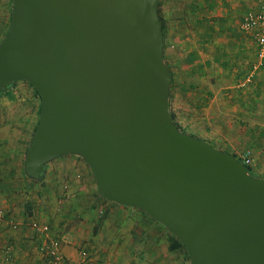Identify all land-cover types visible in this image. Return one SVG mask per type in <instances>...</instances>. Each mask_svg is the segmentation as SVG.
<instances>
[{"label": "water", "instance_id": "water-1", "mask_svg": "<svg viewBox=\"0 0 264 264\" xmlns=\"http://www.w3.org/2000/svg\"><path fill=\"white\" fill-rule=\"evenodd\" d=\"M157 4L12 0L0 94L26 79L41 98L24 170L79 154L105 197L159 219L190 264H264V177L173 120Z\"/></svg>", "mask_w": 264, "mask_h": 264}, {"label": "crops", "instance_id": "crops-1", "mask_svg": "<svg viewBox=\"0 0 264 264\" xmlns=\"http://www.w3.org/2000/svg\"><path fill=\"white\" fill-rule=\"evenodd\" d=\"M260 1L165 0V10L173 22L184 25L185 39L204 41L197 53L191 49L187 53L190 60L196 54L202 73L195 103L202 130L207 133L206 127L213 126V140L203 139L236 156L246 150L258 152L264 167V57L252 31L241 28L246 11ZM210 77L217 86L212 98L207 91ZM26 100L23 96H0V104H25ZM173 101L169 95V105ZM22 111L10 113L14 111L6 108L0 120L7 115L9 120L18 119ZM36 113L35 106V117ZM64 154L49 159L43 173L60 169V183L67 188L59 191L65 190L67 200L61 212L58 176L44 177L45 195L40 201L30 190L43 182V177L22 172L12 177L0 166V264L41 261L38 245L43 238L30 225L31 218L50 224V237L58 242L69 264H182L179 259H183L176 258L179 247H172L173 233L159 219L139 206L105 197L97 191L89 163L79 154ZM8 219L15 220L18 227H8Z\"/></svg>", "mask_w": 264, "mask_h": 264}, {"label": "rangeland", "instance_id": "rangeland-1", "mask_svg": "<svg viewBox=\"0 0 264 264\" xmlns=\"http://www.w3.org/2000/svg\"><path fill=\"white\" fill-rule=\"evenodd\" d=\"M159 3V13L164 24L163 58L168 68L172 72V78L169 86V95L172 101L173 96L175 95V101H173L175 103L174 106L173 102H171L169 105L168 95V107L170 106L169 110L172 112L173 120L178 124L181 130L195 134V136L202 139L207 137L210 140H213V126L212 124L209 125L206 127L207 133L203 132V126L201 125L202 122L199 120V109L195 104L199 97L198 84L203 81L200 78L202 73L200 72L199 66L196 63L197 56L195 54L190 60V55L187 54L191 50H193L192 52L197 53V49H200L198 46L199 43L203 44L204 41H199L197 37L185 39L184 35L186 28H184V25L180 22H173L172 17H170L168 12L165 10V0H160ZM11 12L12 0H0V40L10 25ZM225 77H227V74ZM208 80L210 81L207 84L209 86L207 91L210 98H212L214 92L217 90V86L215 87V85H213V77L208 78ZM1 95H8L9 97L23 96L25 99H27V103L25 104H0V113L4 112L2 113L3 115L6 114V108L14 111L10 113H18L21 112V108L23 109L22 114L18 119L11 117V120H9L10 117L7 115L3 116L2 121L0 120V166L2 165L3 167L2 171L10 172L12 177H14V173L15 176H19V172H22V175L26 176L27 173L24 170V156L33 131L38 122L41 98L40 95L35 91L32 83L26 79H17L15 83L11 86L9 85L4 90V93L0 94V96ZM35 106L37 108L36 117L33 115ZM26 108H30V111L25 112L24 110H26ZM25 113L30 114L26 115ZM248 151V153L247 150L244 152H239L236 157H241L244 159V155H250V157H252V161L249 163L250 173L256 176L264 177V167L260 165L258 157V155L260 156L261 154L252 150ZM51 161H54V159H51L50 162ZM47 175L58 176V212H61L64 208V204L67 202L64 192L67 190V188L65 189V185H61L60 183L62 176L60 175L59 168H55L53 173L48 171L43 174L41 176L43 177V182L32 185L31 190H29L33 194L32 197H36L40 201L41 199L43 200L45 195L44 177ZM60 189L65 190L60 193ZM97 191H100L99 188ZM187 253H189L187 249L181 246L178 250H176V258L179 257L183 259L181 260L178 258L180 263L190 264V257Z\"/></svg>", "mask_w": 264, "mask_h": 264}, {"label": "built area", "instance_id": "built-area-1", "mask_svg": "<svg viewBox=\"0 0 264 264\" xmlns=\"http://www.w3.org/2000/svg\"><path fill=\"white\" fill-rule=\"evenodd\" d=\"M241 28L246 31H252L260 46V56L264 57V0H261L256 8L246 11L241 21ZM249 77L250 75H248L246 79L248 80ZM248 152L247 150V153ZM244 156L242 160L247 164L251 163L252 157L248 154ZM1 215H3V213ZM29 223L36 233L43 238L38 245L41 261L36 264H69L60 250L58 242L53 239V237H50V224L47 222H39L34 218H31ZM8 227L16 229L18 224L15 220L8 219Z\"/></svg>", "mask_w": 264, "mask_h": 264}, {"label": "trees", "instance_id": "trees-1", "mask_svg": "<svg viewBox=\"0 0 264 264\" xmlns=\"http://www.w3.org/2000/svg\"><path fill=\"white\" fill-rule=\"evenodd\" d=\"M160 2V0H158V4H157V9H158V13H159V3ZM159 16H160V19H161V22H162V29H163V32H164V28H163V20H162V18H161V15H160V13H159ZM170 70V69H169ZM171 78H172V72H171ZM15 81L16 80H14L13 82H12V84L11 85H13L14 83H15ZM30 82V81H29ZM31 83V82H30ZM10 85V86H11ZM5 90V89H4ZM35 91L38 93V91L35 89ZM2 93H4V91L2 92ZM39 94V93H38ZM172 113V112H171ZM173 116V115H172ZM178 125V124H177ZM179 127V126H178ZM239 159L241 158V157H238ZM242 159V158H241ZM248 166H249V164H248ZM249 168H250V166H249ZM27 175V174H26ZM28 176V175H27ZM30 176V175H29ZM32 177V176H31ZM173 238H174V242H173V244H172V247H184L185 249H186V247H185V245L180 241V239H178V237L176 236V235H174L173 234ZM188 251V250H187ZM187 254H189V253H187Z\"/></svg>", "mask_w": 264, "mask_h": 264}]
</instances>
